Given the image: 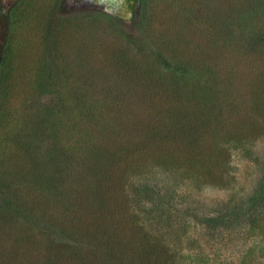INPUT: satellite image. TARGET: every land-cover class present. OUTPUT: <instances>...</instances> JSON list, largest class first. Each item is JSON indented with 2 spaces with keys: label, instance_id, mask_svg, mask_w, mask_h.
<instances>
[{
  "label": "rangeland",
  "instance_id": "rangeland-1",
  "mask_svg": "<svg viewBox=\"0 0 264 264\" xmlns=\"http://www.w3.org/2000/svg\"><path fill=\"white\" fill-rule=\"evenodd\" d=\"M263 1L0 0V264L60 247L71 202L122 264H264Z\"/></svg>",
  "mask_w": 264,
  "mask_h": 264
},
{
  "label": "trees",
  "instance_id": "trees-1",
  "mask_svg": "<svg viewBox=\"0 0 264 264\" xmlns=\"http://www.w3.org/2000/svg\"><path fill=\"white\" fill-rule=\"evenodd\" d=\"M253 4H254V6L252 7V13L254 15H256V14L259 15L260 5L258 4V0H253ZM262 9H264V1H263ZM57 20H61V19L55 18L53 21L54 25H57L59 23V21H57ZM251 27H252L253 34L256 31H257L256 35H260V34H258V32L259 33L264 32V26H263V28H261L260 26L256 27L255 25L252 26V24H251ZM244 29L247 31L246 28H244ZM252 31H250V32L252 33ZM37 117L38 116L35 113L26 116L25 118H23L25 121L23 126L30 127V125H32V124L41 125V124H43V122H48L51 119L49 117V114L44 118H40L39 120L37 119ZM208 118H209V116L202 118V120L204 122H207ZM50 123L52 125H54L55 129L60 128V124L55 125L53 120H51ZM27 131L28 130H25L22 128L20 130V133L22 132L23 133L22 135H27L28 134ZM108 153L111 154V152H108ZM64 154H65V152H62L60 154V156H63ZM110 154H106L107 157H113L112 154L111 155ZM18 158L23 160V157L20 156V153L18 154ZM51 160H53L54 163L56 162V158H53ZM62 160H61V162L63 163L64 161H62ZM53 162H51V163H53ZM107 165L109 166L110 164L107 163ZM94 166H96V164H94ZM58 167H60V166L58 165ZM51 175H53V173ZM260 180L261 181L259 183V187L257 188V192H256L257 194L254 196L253 208H255V206H257V205H258V207H259V205H261V207L264 206V175L262 176V178ZM95 181H98V180L96 179ZM26 182H27V180H26ZM98 192L99 191L97 189H95L94 194L92 196L85 197L83 201H90L88 199L98 198L97 197ZM99 198H100V196H99ZM90 206L93 208L95 207L94 204H92ZM100 207H101L100 210H103V211H108V209H109V207L105 206V205L100 206ZM72 209H73V211H71ZM65 210L66 211L68 210L71 221H69V223L68 222H62L61 228L60 229L57 228V232H56V236H57L56 238L62 245L53 250V248L50 247L51 245H53V242L51 241V244H48L46 247V252H48V255L41 256L38 258H33V259L29 258L28 262L25 264H62V263L67 262L68 259H66V258H70L69 264H78L77 261L75 263H73V262H71V260L75 259L76 253H78L77 246L75 245V243L79 244L81 246V249L79 251L83 252V246H82V244H83L82 235L83 234H87L89 240L91 242H93L96 246L93 254L90 256H87V258H89V260H90V264H101L102 262H104L106 264H113L112 262H114V264H122L123 259L127 260L129 258L128 254H127L128 249H126L125 246L122 248L121 247L119 248V246H118L119 244L117 243V241L119 242V240H117V239H119V238H118V236H116V238L114 236V231H113L114 227L112 228V226H111L112 223L109 224L106 222L107 224L106 223L102 224L101 226L98 227V229H97L98 231H96V232H91L88 226H84L83 228L81 227V224L84 223L86 219H87L88 224H89V220L91 218V215L94 218L95 215L97 214V209L92 210L89 207L82 209L80 204H74V202H71L68 204L67 207H65ZM80 211H83L84 216H82V217L77 216L78 212H80ZM42 216H40V217H42ZM238 217H239V212H234L232 215H229L228 219H229V221H232L234 219L237 220ZM99 219H100V221H103L101 218H99ZM218 220H220V218L211 219L210 221L211 222L212 221L217 222ZM115 240H117V241H115ZM143 245H144V247H146L149 245V243L147 241H144ZM132 251H133L132 253H134L133 249H132ZM150 251L151 250L144 251V252L149 253ZM117 252L120 253L121 257L116 255ZM14 253L15 252H13V257L11 259H7L4 261L8 262V264H18V263H14V258L16 256V254H14ZM83 254L84 253H82L80 255L82 257H84L85 254L84 255ZM98 255L100 257H102L104 260L98 261L96 263V261L98 260L97 259ZM132 257H133V255H131V258ZM87 258L86 259L81 258V260L88 261ZM78 260H79V255H78ZM20 264H24V260L20 259ZM84 264H87V262H85Z\"/></svg>",
  "mask_w": 264,
  "mask_h": 264
},
{
  "label": "bare ground",
  "instance_id": "bare-ground-1",
  "mask_svg": "<svg viewBox=\"0 0 264 264\" xmlns=\"http://www.w3.org/2000/svg\"><path fill=\"white\" fill-rule=\"evenodd\" d=\"M100 4L107 5L110 9H113L114 6H112L114 3H117L119 5L120 0H95ZM117 9V5L115 6Z\"/></svg>",
  "mask_w": 264,
  "mask_h": 264
},
{
  "label": "flooded vegetation",
  "instance_id": "flooded-vegetation-1",
  "mask_svg": "<svg viewBox=\"0 0 264 264\" xmlns=\"http://www.w3.org/2000/svg\"><path fill=\"white\" fill-rule=\"evenodd\" d=\"M93 1H95V0H93ZM122 1H123V0H120L119 3H122ZM95 2H97V1H95ZM97 3H98V2H97ZM99 4H100V3H99ZM116 5H117V8H118L119 5H118L117 3H114V4L112 5V6H114L112 10H115V9H116V7H115Z\"/></svg>",
  "mask_w": 264,
  "mask_h": 264
}]
</instances>
